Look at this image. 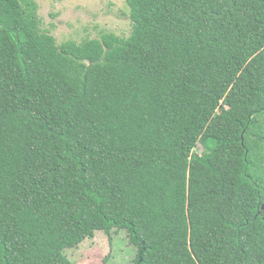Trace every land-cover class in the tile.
Listing matches in <instances>:
<instances>
[{
    "label": "trees",
    "instance_id": "obj_1",
    "mask_svg": "<svg viewBox=\"0 0 264 264\" xmlns=\"http://www.w3.org/2000/svg\"><path fill=\"white\" fill-rule=\"evenodd\" d=\"M125 3L58 44L0 0V264L120 230L128 264H264V0Z\"/></svg>",
    "mask_w": 264,
    "mask_h": 264
},
{
    "label": "rangeland",
    "instance_id": "obj_2",
    "mask_svg": "<svg viewBox=\"0 0 264 264\" xmlns=\"http://www.w3.org/2000/svg\"><path fill=\"white\" fill-rule=\"evenodd\" d=\"M36 4L40 28L50 33L58 44L81 42L111 32L128 36L131 31L125 0H32ZM198 146L196 153H201ZM75 264H128L136 256V247L126 230L112 231L111 239L102 231L65 251ZM107 258V261L105 260Z\"/></svg>",
    "mask_w": 264,
    "mask_h": 264
}]
</instances>
